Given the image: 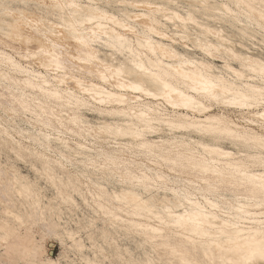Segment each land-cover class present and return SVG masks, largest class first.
<instances>
[{
	"label": "snow or ice",
	"instance_id": "obj_1",
	"mask_svg": "<svg viewBox=\"0 0 264 264\" xmlns=\"http://www.w3.org/2000/svg\"><path fill=\"white\" fill-rule=\"evenodd\" d=\"M196 10L214 13L204 19L217 26L138 0H0V32L21 45L0 54V149L15 161L31 158L37 177L53 185L69 167L95 174H84L86 192L74 190L95 217L70 231L62 213L47 214L38 183L11 158L0 166V264H264V56L239 54L224 27L235 29L241 48L259 38L264 51V0ZM98 45L112 50L111 63ZM83 109L131 120L96 129ZM156 134L169 139L151 141ZM100 135L131 142L116 144L125 152L86 156L81 150L94 147L85 136ZM116 183L126 190L113 191ZM117 234L141 238L139 258ZM48 241L60 245L55 260Z\"/></svg>",
	"mask_w": 264,
	"mask_h": 264
},
{
	"label": "bare ground",
	"instance_id": "obj_2",
	"mask_svg": "<svg viewBox=\"0 0 264 264\" xmlns=\"http://www.w3.org/2000/svg\"><path fill=\"white\" fill-rule=\"evenodd\" d=\"M50 2V0H49ZM107 3L108 0H105ZM138 2L143 3H152L158 6H164L168 9L169 12H179L181 15H186L188 10H191L193 15L201 20L205 24H209L211 26L216 27V23L214 20L211 19H204L205 15L211 16L214 15L211 11H208L207 13L204 10L197 11V7L199 5H202L203 3L208 4H217V3H224L228 2L231 3L232 0H138ZM111 3L115 6L119 3V0H111ZM176 5H180L179 8L176 7ZM113 11L119 12V8H114ZM128 11H136V12H155L156 9H128ZM159 18V17H158ZM162 23L165 24L166 28H170L172 31H175V26L171 24V21H163ZM138 23H148L146 21H138ZM191 27V26H190ZM225 30L227 31L228 35L231 36L235 43V50L241 54V55H252L254 59L259 60L262 56H264V51H262V45L259 43V38H257L256 41H246L244 42V47H240L241 38L239 37V34L235 32V29H230L227 26H224ZM235 33V35H234ZM21 45L15 44L11 41H6L5 37L3 36L2 32H0V54H7L9 56L14 55V52L18 49H20ZM177 50L183 52H186V49L182 48V45H176L175 46ZM24 50H28V46H24ZM32 50H35V45L32 46ZM75 51V47L72 49ZM97 52L99 53V58L101 60H104L105 62L111 63L112 60V50L109 48H106L104 46H97ZM196 55L203 56L202 53H200L198 50L195 52ZM122 58L117 56V60H121ZM25 64L30 63L29 61H24ZM35 64L36 62H31ZM217 67H223L222 61H212ZM234 67H238V65H233ZM43 71V70H40ZM67 87L72 88L75 90V86L72 82H70ZM4 92L2 89H0V96H3ZM153 103H155L153 101ZM65 111H71L70 109H65ZM186 111V110H181ZM215 111V110H214ZM81 115L83 120L90 125L93 128L98 129L101 125H111V124H127L130 122V117H112V116H100L98 112L89 111L87 109L81 110ZM92 116V118H91ZM2 119V117H0ZM24 122V121H20ZM27 131V130H25ZM178 135L181 139L187 138L189 142L191 141H197V143L200 142L202 138H200L197 134L192 133H178ZM77 143H80L79 137L73 138ZM112 143L109 144L108 140L109 137L100 135L98 139H89L87 136H85V140L87 141V148H93L94 150L91 152H87L85 150L84 154L86 156L92 157L98 155V153L102 150L104 152H111V153H117V152H125L126 150L121 147L117 148L116 144L119 143L121 145H124L126 143H130L131 141L128 138L121 137L119 140H117L115 137H112ZM149 139L153 142L159 141V140H168L169 137L167 136H160L159 134L152 135L149 137ZM231 145V144H230ZM55 146V145H54ZM223 151H235L233 146L227 147L225 144L220 146ZM9 158L13 160L15 163V166L18 168V170L21 172L23 176H28L30 179L36 183H38L39 188L42 189V196H43V204L48 209V215L50 216L53 212V210L56 212V214H63V219L65 222V226L70 231H76L77 224H86V222L92 220L95 217V213L93 209L84 203V201L80 198L79 195H76L75 192H86L87 191V181L85 180V173H89L90 176L95 175L94 173H90V170L85 169L83 165H80L78 167H69L66 170H60L58 172V177L63 178V183L60 182V180H57V184L53 185L51 184L47 178L44 176L37 177V174L35 171H33V167L30 165H33V161L31 158L27 163H25L23 160L21 161H15V157L12 156L9 152L4 151L3 149H0V166L7 164L9 162ZM129 159L131 157L129 156ZM138 163H144L146 167L149 169L156 168V164L150 163L147 160L144 161H138ZM162 163V162H161ZM28 169L29 172L33 173L34 178H32L29 174H25L22 171L21 165ZM39 161L35 162L34 166H38ZM167 168V166H164ZM167 174V172H166ZM42 182L45 183V186L42 185ZM112 186V185H110ZM57 188L60 189V192L64 194L65 197L71 196L73 200H75L77 207H73L70 204L64 203L62 199H58V192ZM117 188H120L122 191L126 190L123 188V186L119 185L118 183L114 184L112 186V190L115 191ZM75 190V192H74ZM48 193H51V196L48 195ZM163 195V194H161ZM171 194H169L170 196ZM91 199L90 197L88 198ZM98 223L97 227L99 229H104L105 224L102 217H96ZM118 242L122 245V247L130 250L131 252L136 254V258H139V256L142 253V249L139 248L138 244L142 243V240L140 237H131L125 239L124 236L117 234L116 236ZM51 242L55 241H48L46 243V247L49 249V244ZM58 243V242H55ZM49 256L52 259H57L58 257H53L50 254L49 249Z\"/></svg>",
	"mask_w": 264,
	"mask_h": 264
},
{
	"label": "rangeland",
	"instance_id": "obj_3",
	"mask_svg": "<svg viewBox=\"0 0 264 264\" xmlns=\"http://www.w3.org/2000/svg\"><path fill=\"white\" fill-rule=\"evenodd\" d=\"M92 118V116H91ZM20 126L21 127H24L25 130H27V123L26 122H20ZM227 147H231L230 144H225ZM21 168H22V171L25 173V174H29L32 178H34V175L33 173L29 172L27 168H25L23 166V164L21 165ZM42 185L45 186V183L42 182ZM49 196H51V193H48ZM49 249H50V254L53 256V257H58L59 254H60V251H61V248H60V245L59 243H55V242H51L49 244Z\"/></svg>",
	"mask_w": 264,
	"mask_h": 264
}]
</instances>
